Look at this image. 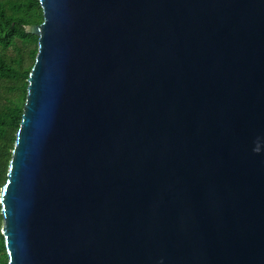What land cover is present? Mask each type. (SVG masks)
<instances>
[{"label": "water", "instance_id": "water-1", "mask_svg": "<svg viewBox=\"0 0 264 264\" xmlns=\"http://www.w3.org/2000/svg\"><path fill=\"white\" fill-rule=\"evenodd\" d=\"M39 4L7 263L264 264V0Z\"/></svg>", "mask_w": 264, "mask_h": 264}, {"label": "trees", "instance_id": "trees-1", "mask_svg": "<svg viewBox=\"0 0 264 264\" xmlns=\"http://www.w3.org/2000/svg\"><path fill=\"white\" fill-rule=\"evenodd\" d=\"M42 20L39 0H0V188L7 179L27 78L37 52L38 37L25 27ZM1 225L0 211V264H8Z\"/></svg>", "mask_w": 264, "mask_h": 264}]
</instances>
